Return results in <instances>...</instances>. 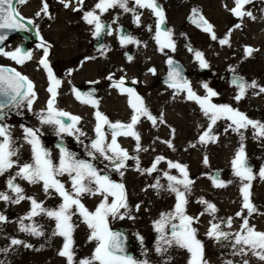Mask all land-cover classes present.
I'll return each mask as SVG.
<instances>
[{
	"label": "rangeland",
	"instance_id": "obj_1",
	"mask_svg": "<svg viewBox=\"0 0 264 264\" xmlns=\"http://www.w3.org/2000/svg\"><path fill=\"white\" fill-rule=\"evenodd\" d=\"M44 3L48 5L47 14L42 11ZM96 3L98 0H84L82 10L74 11L73 9L77 7L75 0L68 8H65L60 0H27V3L23 5L17 0L15 6L18 11L25 19L34 21L33 26L40 34L33 48L37 49L36 46L40 44V37H42L47 44L51 45L49 65H57L59 70H67L64 75L56 77L61 82L57 89L56 105L59 103V110L80 117L77 128L85 135L80 136L79 141L75 136L60 137L56 135L54 127L41 125L37 119V114L42 110L46 111L43 104H47L44 98L47 97V89L50 86L48 73L43 74L46 70L37 60L38 55L29 60L26 70L20 67L28 73V78L35 85L36 92L32 110L29 111L26 106L19 109L20 113L17 116L23 120L21 123L26 124L24 127L41 130L43 133L41 142L50 151L51 159L55 164L59 163L60 157L55 139H62L63 146L75 153L78 159L93 163L97 169L108 174L112 181L124 184L131 210L129 214L134 219L110 218L109 226L125 228L136 238V251L133 258L139 262L147 260L149 264H165V262L188 264L190 259V253L186 249L175 245L169 247L162 255L156 252L160 241L154 223L161 218L162 213L174 211L176 197L174 193L164 188L159 190L151 188L147 185L146 179L152 176L153 182L159 180V183L166 188L169 182L164 173H170L173 170L168 167V162L186 166L188 178L193 181L191 191L187 193L186 214L198 218V222L192 226L197 229V238L203 245L200 233L204 221L208 218H212V223H220V220L227 222L229 218L232 222L239 220L241 230L243 219L237 216V213H242L243 217L248 219L250 226L258 232H264V214L261 211L264 208V179L259 175L264 163V139L254 136V130L249 127L241 130L244 137L242 141L241 135L232 130L234 125H231V121L222 118L212 126L211 135H214L216 140L214 142L209 140L206 144L200 143V136L211 124L209 116L204 114L195 100L188 99L186 90L158 85L156 82V79L165 72L167 61L177 59L186 67L189 73L188 83L197 96L203 98L207 95L203 87L207 84L209 89L217 93L216 96L211 97L212 103L228 105L248 115L253 121L264 123V93H260L259 88L249 89L245 97L237 101L235 96L239 89L227 81L229 74H237L244 77L248 83L255 81L257 85L264 87V0H252V3L245 6V10L250 11L254 19L247 16L243 19L234 16L230 11L235 7L234 0H156L164 11L166 31L170 30L172 33L174 51L169 48L160 50L155 39L158 18L150 9L138 8L133 3H130L129 7H135L136 14H139V25L134 22L133 12H124L119 7L109 9L101 15V21L110 22L113 33L105 40L102 48L93 51L94 26L86 23L83 16L85 12L93 10ZM194 9H198L213 26L216 40L211 39L209 33L186 24V17ZM119 25L130 26L133 29L131 37L139 43L122 46L117 36ZM237 25L240 27H236ZM255 31L256 34H254ZM226 37L229 43L221 45L219 41ZM11 43L20 44L22 38L11 37L8 45ZM246 47L255 50L251 56H245ZM41 50L42 48H39L37 54H40ZM197 51L203 53L209 65L204 68L203 75H200L201 67L195 58ZM126 54L131 57V60L126 57ZM83 55H88L90 60L85 63L86 67L82 69L81 64L74 66L77 58ZM150 69H155V74ZM122 76H125L126 81H137L135 92L143 99L148 111L157 118V123L154 126L147 117L141 116L140 122L135 126V130L140 135V146L147 151H136V141L130 136H119L117 142L131 157L139 158V167L143 170L150 169L157 157H164V160L157 165L156 171L151 174L147 171L143 173L137 171L136 160L129 159L126 167L121 169L123 172L121 176L120 172L112 169L110 163L98 153L95 154L94 160L88 155L91 151L90 144L96 138V111L107 116L113 123L131 122L134 113L129 104L130 97L112 84ZM87 82L99 85V92L93 98L98 101V108L82 103L74 95L75 85ZM34 107L38 109L37 112H34ZM161 115L163 123L159 119ZM68 122L70 121L66 123ZM43 126H45L44 129L41 128ZM24 127L17 124L9 128L11 136L15 134L17 138L14 147L18 149V158L13 157L18 161L17 165L0 176V191L8 192L9 195L13 194L7 188L8 177L19 171L18 165L32 162L31 146L24 140ZM105 133L107 141L110 142L111 132L105 129ZM167 141H171L172 148L168 147ZM242 144L246 157L254 165L255 179L251 182L250 192L251 202L255 205L257 212L251 216H248L247 210L243 208L241 194V188L247 182L235 176L232 167V161ZM22 145L28 149L25 151ZM181 157L184 161H181ZM205 157H207V164L204 163ZM219 170L223 171L221 181L225 183L224 187H216L213 184L212 174ZM58 179L64 183L66 190L71 191L70 177L67 174L59 176ZM16 183L24 189L26 196L34 197L45 208L51 210L59 208L61 197L54 191L45 194L41 184H29L22 179H17ZM199 186L205 191L199 192L202 189ZM101 199L100 196L85 195L81 197V202L89 211H94ZM200 200L213 204L217 209L215 214L204 215L200 210L206 208V204L199 203ZM190 201L199 204H190ZM137 206H139L138 210ZM30 210L31 203L27 199L19 204L0 201V214L7 218V223L0 224V249H9L7 252H0V262L2 264H67L66 258L58 254L64 243L63 237L52 235L56 227L54 219L41 214L32 220L24 221L26 225L39 226L44 232L43 236L37 237L20 231V220ZM72 220L75 224L73 239L76 259L89 258L94 252L96 242H89L90 229L83 222L82 217L77 214ZM172 223H179V221H172ZM224 228L227 226H221V229ZM170 231V227L166 229L167 235H170ZM13 238L24 241L31 247L12 246L10 241ZM212 240L211 248L213 249L218 242ZM11 257H14V262L11 261ZM205 261L207 264H225V262L215 263L212 260ZM233 264H243V262L234 261ZM248 264H264V261L255 258Z\"/></svg>",
	"mask_w": 264,
	"mask_h": 264
},
{
	"label": "snow or ice",
	"instance_id": "obj_2",
	"mask_svg": "<svg viewBox=\"0 0 264 264\" xmlns=\"http://www.w3.org/2000/svg\"><path fill=\"white\" fill-rule=\"evenodd\" d=\"M65 8L71 6L73 0H60ZM18 3L23 5L27 3V0H18ZM77 7L74 11L82 10L84 0H75ZM133 3L138 8L150 9L153 14L158 18L156 24V41L160 46V50L165 48L175 50V44L172 41V33L170 30H163L162 26L165 24V16L163 9L156 3V0H98L94 9L84 13V20L89 25L94 26L93 35L99 38L106 29V25L101 21V15L107 12L109 9L119 7L124 12L134 13V22L139 25L140 16L136 14L135 7H129V4ZM235 7L230 9L232 14L238 18L254 17L250 11L245 10V6L252 3V0H234ZM42 11L48 13L47 3L43 4ZM99 12V14H97ZM39 16V13H37ZM191 20L196 26L203 31L210 34L211 39L216 40L217 36L213 31V26L194 9L192 12ZM115 22V21H113ZM28 25H34V21L27 19L25 23V17L21 15L13 0H0V45L8 39L7 33L12 31L28 32L30 29ZM236 27H240L237 25ZM107 34L111 35V27L107 26ZM36 35L39 37V32ZM230 35V33H229ZM221 45L229 43V39L226 37L221 39ZM121 45L129 43L138 44L139 42L134 40L130 35H121ZM38 47L43 49V58L40 60V64L48 73L50 86L48 92L50 93V99L47 101L46 111L42 110L37 114V119L41 125L52 126L55 129L57 136H75L79 141V137L85 135L77 125L80 122V117L71 115L65 111L56 108V98L58 95L57 89L60 86V81L56 79L48 63L49 48L51 45L47 44L42 37H40V44ZM245 56H251L255 51L250 47L245 48ZM0 56L15 61L18 65H23L26 61L32 58L30 51H22L17 47L13 51H4L0 48ZM195 58L199 62L201 68H207L209 65L204 59L203 53L195 52ZM131 60V57H129ZM169 65V74L167 78L168 86L177 90H186L188 93V99L195 100L201 107V110L206 116H209L211 124L208 129L200 136L199 142L202 144L208 143L209 140L215 141L216 137L211 135L212 126L216 124L218 119H227L231 121L233 131L241 135L243 141L242 129L251 127L254 130V136L264 139V123L260 121H253L248 118L244 113L233 109L228 105H216L211 102V97L217 95V93L208 88L207 84L203 87L207 91L205 97L197 96L191 89L187 80L181 76L179 67L172 59L167 61ZM155 74V69H150ZM234 71V69H233ZM111 79V77H109ZM124 80L121 79L113 83V87H117L122 93L126 92L130 99L129 104L133 108V115L131 122L123 124L120 122H110L107 116L101 112L96 111L95 117L97 124L95 127L96 138L91 142L88 155L94 160L96 159V153L99 154L104 160L108 161L117 172H120L121 176L123 172L121 169L126 167V162L129 159H135L137 162V171H147L148 174L156 171L157 165L164 160V157H157L152 167L147 170H143L139 167V158L131 157L127 150L123 149L117 142L119 136H130L136 141V151H147L140 146V135L135 130V126L140 122L141 116L147 117L155 126L157 118L154 117L144 105L143 99L136 94L134 89L125 88ZM137 83V81H132ZM233 83L239 89L238 94L235 96L237 101L243 99L249 89L259 88L260 93H264V87L257 85L255 81L248 83L243 78L237 77ZM35 85L28 77L22 75L14 68L0 67V121H3L7 116L5 109H21L22 106H26L29 111L32 110V105L36 99ZM75 91V90H74ZM77 99L82 103L91 104L94 108H98V101L93 99L91 94L87 97H83L80 92H76ZM163 123V116L159 118ZM65 121H70L66 123ZM105 126L111 130L110 142L106 139ZM10 126L0 122V176H3L5 172H8L17 165L18 161L13 157L18 158V149L14 147L15 141L13 140L9 131ZM227 130V129H226ZM174 131V130H173ZM24 140L31 146L32 162H25L19 166V171L15 175H10L6 181L8 190L13 194L9 195L8 192L0 191V201L11 204H19L24 200H29L31 203L30 212L20 220V231L26 232L33 236H43L44 232L39 226L35 224L26 225L25 220H32L34 217L44 214L49 218L56 221V227L52 235L63 237L64 243L62 249L59 251L61 257L66 258L67 264H149L147 260L139 262L133 257L126 254L125 241L123 235L114 231L109 226V219H134L131 216L130 208L127 200V193L125 186L122 183H116L110 179L108 174L103 173L97 169L93 163L78 159L76 154L69 151L67 147L60 146L59 163L55 164L51 159V153L46 149L42 142L41 136L43 133L39 128L24 127ZM82 143V142H81ZM169 148L173 145L171 141L166 142ZM194 146V145H193ZM204 163L207 164V157H205ZM168 167L179 170L183 179H177V177L164 173L168 180V184L165 186L159 183L152 187L158 190L164 188L165 190L174 193L176 197V204L173 212L162 213L161 218L154 223L155 231L159 234V241L156 247L158 254H164L169 247L173 245L186 249L190 253V259L188 264H207L204 260V245L197 238V229L192 225L198 222V218L191 217L186 214V205L188 203L187 193L191 191L192 180L188 178L186 166H182L179 163L168 162ZM232 167L234 175L246 181L241 188V194L243 196V208L247 210L248 216L257 212L255 205L251 202L252 180L255 179L252 168L247 163V157L243 144L236 153L235 158L232 161ZM67 174L71 179V191L66 190L64 183H62L58 177ZM260 177L264 179V169H261L259 173ZM17 179L27 181L29 184H41L45 194H49L50 191H54L62 198V203L57 210H51L44 207L41 202H38L34 197H28L24 194V189L16 183ZM213 184L216 187H224L225 183L218 178L213 179ZM100 196L102 197L100 203L94 211H89L88 208L81 202L82 196ZM111 197V201H109ZM199 203L206 204V211L209 214L214 215L217 209L211 203L200 200ZM139 206H137L138 210ZM123 210V211H121ZM79 215L83 218V222L90 229L88 237L89 242L95 241L96 247L91 257L77 260L74 248L73 233L75 230V224L73 223V216ZM243 219L242 228L236 232L233 237V255L247 256L249 252L257 257L260 261H264V232H258L253 226L249 225L248 219L243 217L242 213H237ZM179 221V223H172V221ZM7 223V218L0 214V224ZM227 227L232 226V219L229 218L226 222ZM170 227V235H167L166 229ZM233 234L227 233L221 230L220 223H212L207 236L211 239L219 242L221 239H228ZM142 242V238H141ZM162 242V243H161ZM12 246L23 245L26 248H30L31 245L21 241L19 239H11ZM9 249H0V252H7ZM2 264V262H0ZM167 264V262H165ZM225 264H233L231 260L225 262ZM243 264H248V260H244Z\"/></svg>",
	"mask_w": 264,
	"mask_h": 264
},
{
	"label": "bare ground",
	"instance_id": "obj_3",
	"mask_svg": "<svg viewBox=\"0 0 264 264\" xmlns=\"http://www.w3.org/2000/svg\"><path fill=\"white\" fill-rule=\"evenodd\" d=\"M254 34H256V31L254 32ZM258 42H259V40H258ZM33 110H34V112H37L38 109L34 107ZM247 117L250 118L248 115H247ZM44 127L45 126H43L41 128L44 129ZM187 130L189 131V129H187ZM12 138H13L14 141L17 139L15 134L12 135ZM24 144H25V142H24ZM177 146H179V145H177ZM177 146H175V147H177ZM22 147L25 148L24 149L25 151L28 149V147H26L24 145H22ZM24 159H25V156H24ZM180 159H181V161H184L183 157H181ZM168 174L177 177V179H183L181 173L177 169L173 168V170L170 173H168ZM152 179H153L152 176H148L146 181H147V185L151 186V188H154V187H152V185L156 184V182H153ZM70 182H71V179H70ZM192 186L193 185H191L190 187H192ZM200 188H202V187H200ZM154 189H156V188H154ZM203 191H205L203 188L199 190V192H201V193ZM61 203H62V198H61L60 204ZM190 204H194V202L190 201ZM197 204H199V203H195L194 205H197ZM200 211L203 212L204 215L208 214V212L206 211V208H203ZM261 211L264 214V208H262ZM138 217H139V215H138ZM221 221L222 220H220L221 226H225L226 222L224 220L222 222ZM211 224H212V218L206 219L204 221V223H203V226H202V229H201V233H200L201 236H202L203 242H204V259L205 260H209V261L212 260L215 263H223V262H226L228 260H231L232 262H234V261L243 262L246 259V260H248V263H249V262L253 261L255 258H257L255 256H253L250 252H249V254L247 256H237V255H233L232 254V252H233V237H234V234L236 232L240 231L239 220L233 221L232 222V226L230 228L227 227V228L221 229L222 231L227 232V233H231L233 235L229 236L228 239H221L218 243L215 244V247L213 249L211 248V245H212L211 242L213 240L207 236V232H208ZM11 261L14 262V257H11ZM40 264H42V263H40Z\"/></svg>",
	"mask_w": 264,
	"mask_h": 264
},
{
	"label": "flooded vegetation",
	"instance_id": "obj_4",
	"mask_svg": "<svg viewBox=\"0 0 264 264\" xmlns=\"http://www.w3.org/2000/svg\"><path fill=\"white\" fill-rule=\"evenodd\" d=\"M104 22H107V21H103V23ZM109 26H110V22H108L107 23ZM120 26V25H119ZM164 30H166V28L164 29ZM132 31H133V29L132 28H130V36H132ZM113 33V32H112ZM117 36H118V38H119V27H118V29H117ZM110 37V35H107L106 37H105V39H104V42H103V44H102V47L104 46V43H105V40L107 39V38H109ZM120 39V38H119ZM95 43V36H94V38H93V43H92V47L94 48V44ZM34 44H35V42H28L26 39H22V43H20V44H14V43H11V44H9V45H7V46H5L4 48H3V50L4 51H13V50H15L17 47H19V48H21V50L22 51H30L31 53H32V58L31 59H34L33 57L35 56V55H38V57L40 56V54H37L38 52V50H39V48L40 47H38V46H36L37 47V49L36 48H33L34 47ZM37 45H39V44H37ZM101 47V48H102ZM100 49V48H99ZM98 49H95L94 48V50L93 51H97ZM85 52V50L84 51H82V54ZM50 53H51V51H50ZM49 53V56H48V60L50 59V54ZM77 57V56H76ZM126 57H128V55L126 54ZM129 58V57H128ZM30 59V60H31ZM37 60H38V58H37ZM177 60V59H176ZM6 61V62H5ZM90 60H89V58H88V55H83V56H81V57H78L77 58V60L75 61V64H73L74 66L76 65V64H81V67H82V69H84L85 67H86V64L85 63H87V62H89ZM29 62V60L28 61H26L23 65H18V64H16L15 63V61H12V60H10V59H7V58H5V57H3V56H0V65H4V66H9V67H11V68H14V69H16V70H19L20 72H22V73H24L26 76H28V73L26 72V71H23V70H21L20 69V67L22 66L23 67V69L24 70H26V64ZM181 62V61H180ZM182 63V62H181ZM50 66V65H49ZM50 68H51V70H52V73L54 74V76L55 77H58L59 75H64L66 72H67V70H64V69H62V70H59L58 69V67H57V65H51L50 66ZM44 72H47V71H44ZM59 72H60V74H59ZM121 79H123L124 80V84H130L129 86H131L132 87V89H134L135 91L137 90V85L135 84V83H132V82H129V81H126L125 80V76H122V78H120L119 80H121ZM119 80H117V81H119ZM157 80H158V78L156 79V82H157ZM117 81H113L112 82V84L114 83V82H117ZM87 84H93V82H87V83H83V84H80V85H75V87H74V95H76V92H77V89L79 88V87H81L82 85H87ZM158 84V83H157ZM94 85H96L97 86V94H98V92H99V85H97V84H95L94 83ZM79 92V91H78ZM80 93H82V96L83 97H86V94H83V92L82 91H80ZM39 95H40V93H39ZM44 101H46V96H45V98H44ZM59 104V103H58ZM58 104L56 105V108H58ZM34 105V104H33ZM43 106H47V104H43ZM5 112L7 113V116L4 118V120L3 121H0V122H2L3 124H6V125H9L10 126V128L11 127H13V126H15V125H17V124H19V125H21L22 127H24L26 124L25 123H21V122H23V120H20L19 119V116H17L19 113H20V110L19 109H7V110H5ZM0 115H3V114H0ZM25 120V119H24Z\"/></svg>",
	"mask_w": 264,
	"mask_h": 264
},
{
	"label": "water",
	"instance_id": "obj_5",
	"mask_svg": "<svg viewBox=\"0 0 264 264\" xmlns=\"http://www.w3.org/2000/svg\"><path fill=\"white\" fill-rule=\"evenodd\" d=\"M16 1H17V0H13L14 5H15ZM191 16H192V13H191V15L187 18V22H188L189 24H191L192 26L198 28V27L196 26V24L192 22V20H191ZM25 23H26V20H25ZM105 25H106L105 32H104L99 38H96V39H97V42H96L95 45H94L95 48H98V47L103 43L104 37H105V35L107 34V26H108V25H107V23H105ZM28 28L30 29L28 32H23V31H12V32H8V33H7L8 39L4 42V44L7 43L11 37H14V36H21V37L26 38L28 41H33L34 38L36 37V32L34 31V28H33L32 25H28ZM199 29H200V28H199ZM129 32H130V29H129L128 27H125V26H121L120 29H119L120 37H121V35H128ZM4 44H3V45H4ZM3 45H0V48H2ZM174 62H175V64L179 67L180 72H181V76H182L185 80H187V73H186V71L184 70L183 66H182L179 62H177V61H174ZM0 67H2V66H0ZM6 68H8V67H6ZM169 70H170V69H169V65H167V71H166L165 75L162 76V77L158 80L159 83L164 84V85H168L167 78H168ZM203 73H204V71L202 70V71L200 72V74H203ZM237 77H239V78H243V77L238 76V75H229V76H228V81H229L231 84H234L233 81H234ZM243 80H244V78H243ZM234 85H235V84H234ZM124 86L127 87V88H130V87H128V85H125V84H124ZM78 89H79V91H83V92H85V93L87 94V96H88L89 94H91L92 97L95 95V93H96V91H97V88H96L95 86H93V85L82 86V87H79ZM5 110H7V109H5ZM106 129H107L108 131H111L110 129L107 128V126H106ZM56 146L59 147V148H60V146H63V140H61V139L56 140ZM247 163L249 164V166H250V167L252 168V170H253V169H254V165H253L250 161H248V160H247ZM263 169H264V165H263ZM222 176H223V171H222V170L215 171V172L213 173V179H214V178H218V179L220 180V179L222 178ZM112 230H114V231H118V232H120V233L123 235V237H124V241H125L126 254L129 255V256H131V257H133V255H134V248H135V244H136V240H135V238L132 237L131 234H130L128 231H126L125 229H123V228H113Z\"/></svg>",
	"mask_w": 264,
	"mask_h": 264
}]
</instances>
